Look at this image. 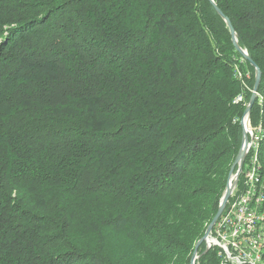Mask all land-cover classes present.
Instances as JSON below:
<instances>
[{
  "label": "trees",
  "instance_id": "obj_1",
  "mask_svg": "<svg viewBox=\"0 0 264 264\" xmlns=\"http://www.w3.org/2000/svg\"><path fill=\"white\" fill-rule=\"evenodd\" d=\"M213 1L264 179V0ZM255 80L210 0H0V264H191Z\"/></svg>",
  "mask_w": 264,
  "mask_h": 264
},
{
  "label": "built area",
  "instance_id": "obj_2",
  "mask_svg": "<svg viewBox=\"0 0 264 264\" xmlns=\"http://www.w3.org/2000/svg\"><path fill=\"white\" fill-rule=\"evenodd\" d=\"M237 100L243 99L240 96ZM260 132L261 128L250 129V147L240 175V179L243 176L241 186L239 179L208 240L209 246L220 250L222 264H257L258 250L263 248L264 232L263 228H258V218L264 215V179L254 157V138L260 136Z\"/></svg>",
  "mask_w": 264,
  "mask_h": 264
},
{
  "label": "water",
  "instance_id": "obj_3",
  "mask_svg": "<svg viewBox=\"0 0 264 264\" xmlns=\"http://www.w3.org/2000/svg\"><path fill=\"white\" fill-rule=\"evenodd\" d=\"M210 2L213 4V6L215 7L218 14L224 19L227 26L229 27V30H230V33L232 36V42H233L235 48L240 52V54L244 57V59L246 61H248L255 68L256 80H255V85H254V89H253L251 99L249 101V104H248L246 111H245V114H244L245 119L243 118L241 121V126L243 128V140H242L241 149L239 151V154H238L234 164L232 165V167L230 169L226 191H225V194L221 200L218 212L215 215V217L213 218L210 225L208 226L204 236L197 242V244L195 246L194 253H193L191 264H196V261L200 258L198 256V253H199L201 246L203 244L208 243L209 237H210L214 227L216 226L217 222L219 221L220 217L222 216V214H223V212H224V210H225V208H226V206H227V204H228V202L232 196V193H233L235 187L237 186V184L239 182L240 175L243 171L245 159H246L249 147H250V128H249V126H250V113H251L252 107L254 106V103L257 99L259 86H260V83L262 80L261 70L257 67V65L255 64V62L253 61L251 56L248 54V52L246 50H243L239 46L237 33H236L231 21L224 15V13L218 8V6L214 3L213 0H210ZM208 250H209V248H207L206 252Z\"/></svg>",
  "mask_w": 264,
  "mask_h": 264
},
{
  "label": "bare ground",
  "instance_id": "obj_4",
  "mask_svg": "<svg viewBox=\"0 0 264 264\" xmlns=\"http://www.w3.org/2000/svg\"><path fill=\"white\" fill-rule=\"evenodd\" d=\"M243 99V98H242ZM242 100H237V103L238 102H241ZM259 140V137H255L254 138V148L256 147L255 143ZM255 165H256V168H257V158L255 157ZM264 215H263V218H258V228H263V232H264ZM263 256H264V244H263V248H259L258 250V254H257V264H264V261H263Z\"/></svg>",
  "mask_w": 264,
  "mask_h": 264
},
{
  "label": "rangeland",
  "instance_id": "obj_5",
  "mask_svg": "<svg viewBox=\"0 0 264 264\" xmlns=\"http://www.w3.org/2000/svg\"><path fill=\"white\" fill-rule=\"evenodd\" d=\"M252 93H253V91H252ZM257 97H258V96H257ZM241 102H242V101H241ZM238 103H239V102H238ZM248 104H249V103H248ZM248 104H247V106H248ZM246 108H247V107H246ZM243 118H244V117H243ZM243 118H242V119H243ZM244 119H245V118H244ZM241 121H242V120H241ZM249 128H250L252 131H255V130L258 129V128L255 129V128L252 127V125H251V121H250V126H249ZM233 164H234V163H233ZM214 228H215V227H214ZM196 244H197V243H196ZM195 246H196V245H195ZM205 246H206V250H207V248H209V250L212 248L211 246L208 245V243L205 244ZM215 248H217V247H215ZM217 249H218V248H217ZM209 250H208V251H209ZM205 252H206V251H205ZM217 253H218V257L221 259L222 257L219 256V255H220V250H219V249L217 250ZM198 254H199V253H198ZM198 256H199V255H198ZM199 257H200V256H199ZM221 264H222V259H221Z\"/></svg>",
  "mask_w": 264,
  "mask_h": 264
}]
</instances>
